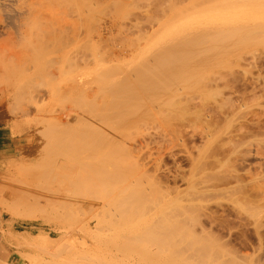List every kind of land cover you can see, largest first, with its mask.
Wrapping results in <instances>:
<instances>
[{
	"label": "rangeland",
	"instance_id": "374dc122",
	"mask_svg": "<svg viewBox=\"0 0 264 264\" xmlns=\"http://www.w3.org/2000/svg\"><path fill=\"white\" fill-rule=\"evenodd\" d=\"M50 1L52 0H0V134L5 139L4 158H0V264H196L200 254L194 253L201 243L200 250L202 251L203 246V252H208V255L215 247L224 250L232 246L251 252L256 249L257 244L262 246L264 196L261 195L264 194L258 197V201L263 202H257L261 204H258L257 213L262 215L256 216L260 219L251 217L260 222L258 227L262 230L255 226L254 220L248 218L252 213L256 214V209L249 210L251 207L248 205L251 202L248 204L249 198L246 196L252 195L251 186L264 190V81H261V78L264 79V29L261 30L264 28V0H242L245 4L248 1L249 6L256 3L260 11L259 8L254 10L255 5L249 8L254 12L245 9L241 0H228L226 3L223 2L225 0H219V3L223 2L220 5H217L218 0L214 4V0L213 8L208 4L212 0L207 4V0H114V6L111 0H97L99 4L90 9L91 11L83 10L87 13L81 14L82 17L79 16L82 10L77 13L69 9H58L54 3L50 6ZM258 2H261V6L263 3V7ZM117 3L120 4L117 6ZM235 3L237 5L233 10L231 4ZM238 4L240 11H236ZM221 5L231 10L225 8L228 13L223 11V16L217 14L222 11ZM204 6L211 8H206L208 13L203 9ZM214 9H217L216 13ZM204 10L206 12H203ZM236 16L239 18L238 22L232 19ZM214 17H225L227 23L221 20V24L218 19L214 20ZM241 17H245V21ZM120 18H123V21ZM211 18L217 26H213L211 20L209 24H204L206 19L208 21ZM240 19L244 23L240 21V24ZM210 24L212 26L209 31L207 26L210 27ZM223 26L225 29L218 28ZM231 26L237 29L240 26L238 31H241L242 35ZM261 26L263 27L260 29ZM138 27H143L145 32L141 39L137 38ZM225 30L227 32H224ZM228 31L231 33L230 38ZM233 31L239 36L233 34ZM258 31L263 33V37L257 35ZM222 33L227 35L228 40L223 39L226 43L220 42L221 37L218 39ZM248 33L251 36L246 38ZM97 34H101V38H98ZM215 36V42H211ZM200 38H203L201 42H197ZM193 40L194 44L190 43ZM205 44L212 45L213 48L207 45L208 48ZM201 47L203 51L200 50ZM206 48L211 53L206 51ZM208 53L212 58L216 56L212 60L216 59V63L220 61L221 66L214 63L208 65L210 68L206 66V76L214 78L219 75V78L227 69L225 73L230 74L227 75L228 78L225 73L224 76L221 75L229 80L228 83L226 79V86L225 83L222 84L224 89L231 84L229 89L224 90V97H228L232 87L241 92L249 90L247 81L249 83L252 79L261 81L263 92L260 90L259 97L255 99L254 96L259 94V89L255 88L256 95L254 94L253 98L249 95L251 90L246 92L252 100L249 98V101L234 102L236 106L234 104L232 108L234 107L233 110L237 113L228 120L229 122L225 120L226 116L223 119L224 112H221L223 117L220 115V120L215 119L221 122L222 118L226 122L220 123L217 120L220 125L212 124L210 129L213 131L210 130V136H206L207 125L204 126L202 121L193 118L195 104L194 108H191L193 103H189L191 107L185 105L189 116L183 110L180 111L179 116L186 117L184 120L180 119L183 122L179 121V124L184 126L195 121L197 126L189 125L191 129H187L189 134L185 136L184 142L179 140L174 149L166 151L164 145L167 144L169 148L168 143L162 142L160 136V88L155 86L156 82L151 85L147 83V78H139L146 73L152 75L149 76L151 78L169 70H182V67H186L183 61L192 59V56L196 59V54L202 56V59L203 55L207 56ZM216 53L220 57H217ZM178 58H181L178 61L183 60L177 62L175 68L172 62ZM73 60L80 65L75 70L74 65L70 67ZM158 67L161 73L160 70L157 71ZM257 74L262 77L258 79L260 76L257 77ZM77 77L83 86L78 94L72 88ZM90 86L95 88V93L90 91ZM222 86L218 89L223 90ZM212 89L210 91L209 88L210 92L207 90L204 94L207 92L208 95L216 88ZM207 97L210 107L220 105L221 97H214V94ZM237 104L240 105L237 107ZM229 107L228 105V109H225L226 112ZM253 118L263 119V123L260 121L263 126L259 124L263 133H260V130L256 133L258 126L255 129L249 124L251 129H255H252L253 133L255 131L257 135L259 132L257 136L255 133L253 136L247 133L245 128L247 121L250 123ZM184 122L186 123L183 124ZM107 126H110L109 133H106ZM200 126L205 127V130L202 127V131ZM249 126L247 124V127ZM19 130H22L23 134L18 135ZM72 152L76 156L75 159L71 158L74 156ZM172 153H176L175 158L171 156ZM68 154L69 159L74 160V165L76 162L80 164V175L77 174L79 177L76 170L73 171L79 180L74 179L75 175H71L73 172L69 173L70 176L67 173L68 177L63 174L59 176L57 168L50 165L51 161L60 162V159L67 158ZM218 155L222 156V159H219ZM77 156L79 161L76 160ZM190 156L200 158V161L214 162L217 159L218 163L215 161L213 168L207 169L206 172H193L188 183L186 180L182 181L180 176H186V179L190 176L194 168ZM77 165L72 169H77ZM177 168L180 169V174L176 186L180 196L172 206L174 210L170 212V205L167 210L163 206L162 194L166 189L173 192L175 185L169 178L171 183L168 182L166 188L165 183H162V176L168 173L169 177H172ZM227 170L240 171L242 177L240 183L233 182L229 186L231 189L228 187L225 190L224 186H218L219 183L215 180H210L209 185L216 182L210 188L208 183L202 182L204 186L197 184L194 187V183L200 182L203 174L213 177L215 173L220 175L223 171L227 173ZM85 171L86 173H83ZM51 176H56L58 182L48 181ZM33 178L36 182L28 185ZM39 179L42 181L39 182ZM55 183L60 184L57 186ZM38 185L45 187V190L40 189ZM22 186L23 188H20ZM56 186L57 189L54 188ZM162 186L166 189H162ZM237 187L247 193H236L235 198L233 193L240 189L236 190ZM52 188L54 190H51ZM196 189H200L197 192L204 195L200 193L201 197H198L200 195H196ZM228 189L233 191L230 193ZM21 192L28 197L21 195ZM62 192L67 197H64ZM15 193L21 195L17 201H20V198H28L30 202H27V199V205H24L25 201L21 203L22 200L17 203L16 199L12 198ZM175 195L174 193L172 196ZM237 195L244 196L243 202ZM37 196L39 198L36 199ZM239 199L241 203L238 202ZM243 204L246 208L248 206L247 210ZM241 205L243 209L240 208V214L236 210H240ZM166 211H169L167 217ZM242 212L248 214L243 215ZM239 214L243 215L241 220ZM221 219H227L229 222L224 223ZM196 222L202 224L199 223V227L204 225L211 229V233L203 234L200 230V233H193L191 230L189 232V228ZM236 224L247 226L244 228L246 232L239 229V232L244 231V237L239 236L236 229L240 226ZM250 224L255 225L252 227ZM167 226L171 229L166 230ZM198 226L197 229H200ZM165 227L167 228L164 229ZM260 233L263 240L261 235V238L256 236ZM260 239L261 242L258 243ZM193 241L196 245H193ZM241 241L244 242L243 245ZM190 242L194 247L190 246ZM225 243L227 246L224 247ZM260 246L258 248H261ZM262 247L263 251L264 245ZM194 255L198 259H195ZM208 255L204 256L206 262L210 261ZM204 257L199 260L200 264H205ZM193 258L194 261L197 260L196 263Z\"/></svg>",
	"mask_w": 264,
	"mask_h": 264
},
{
	"label": "bare ground",
	"instance_id": "6f19581e",
	"mask_svg": "<svg viewBox=\"0 0 264 264\" xmlns=\"http://www.w3.org/2000/svg\"><path fill=\"white\" fill-rule=\"evenodd\" d=\"M53 1V2H52ZM52 1H50V6L51 5H53V3L55 4V6L57 5V8L59 9V8H61V9H64V10H67L68 11V9L69 10H73L72 12H75V11H77V13H79L78 11H81L82 10V12H80V14H79V16H81L82 17V15H83V13H87V12H83V10H90V9H92L96 4H97V0H52ZM100 1V0H99ZM114 1V0H113ZM116 1V0H115ZM115 1L114 2H112V0H111V3H112V5L114 6V3H115ZM117 1H119V0H117ZM209 0H207L206 1V4H207V2H208ZM214 0H212L211 2L209 1V3L208 4H210V5H208V6H210L211 8H213L214 6L212 5ZM217 0H215L214 1V4L215 3H219V0L216 2ZM223 1V0H222ZM221 1V2H222ZM226 1L228 2V0H225V1H223L224 3H226ZM232 1V0H231ZM235 1V0H234ZM256 2L257 1H259V0H255ZM262 1V0H261ZM120 2V1H119ZM220 2V3H221ZM222 2V3H223ZM229 2H230V0H229ZM241 2L243 3V1L241 0ZM253 2V1H252ZM251 2V3H252ZM220 3L219 4H217V5H220ZM221 3V4H222ZM232 3V2H231ZM234 3V2H233ZM242 3L240 4V5H242ZM250 4L248 1H246V4H245V1H244V5L245 6H243V7H245V9H248L249 10V8H252V5L254 6L253 8H254V10L255 11H257V8H259V6H258V4L261 6V2H258V4H257V6L258 7H256V3L255 4H253L252 3V5H248V4ZM264 3V2H263ZM263 3H262V6L261 7H263ZM99 4V3H98ZM97 4V5H98ZM116 4V3H115ZM120 3H117V6L119 5ZM125 4V3H124ZM230 4V3H229ZM228 4V5H229ZM44 5V4H43ZM122 5V4H121ZM227 5V4H226ZM231 5H233V7L232 6H230V8L232 7V9L234 8V7H236V3H235V5L234 4H231ZM239 4H238V8H236L237 10L236 11H240V9H239V6H240ZM55 6H54V8H55ZM59 6V7H58ZM208 6H206V8L208 7ZM213 6V7H212ZM216 6V5H215ZM247 6H248V8H247ZM108 7V6H107ZM115 7H116V5H115ZM210 7H208V8H210ZM242 7V6H241ZM242 7V8H243ZM256 7V8H255ZM57 8H55V9H57ZM121 8V7H120ZM125 8V7H124ZM123 8V9H124ZM128 8V7H127ZM206 8H205V6H204V8L203 9H205L206 10ZM210 8V9H211ZM216 8H220V7H218V6H216ZM222 8H224V6L223 5H221V12H219L220 11V9H218V12L219 13H217V14H221L222 16H223V14L222 13H224L223 11H227V10H229L230 8L229 7H225L224 9H222ZM110 9V8H109ZM235 9V8H234ZM233 9V10H234ZM53 10V9H52ZM120 10V9H119ZM203 11V12H206V13H208V9L206 10V11ZM215 10V13H216V11H217V9H214ZM231 10V9H230ZM251 10V9H250ZM249 10V11H250ZM253 10V9H252ZM251 10V11H252ZM254 10L252 11V12H254ZM91 11V10H90ZM115 11V10H114ZM210 11H213V10H210ZM242 11H244L243 9H242ZM241 11V12H242ZM259 11H260V8H259ZM116 12V11H115ZM124 12V11H123ZM89 13V12H88ZM110 13H111V10H110ZM113 13V12H112ZM121 13V12H120ZM227 13H228V11H227ZM236 13H238V12H236ZM242 13H245V12H242ZM247 13V12H246ZM249 13H251V12H249ZM248 13V14H249ZM82 14V15H81ZM122 14V13H121ZM127 15V14H126ZM215 15V14H214ZM243 15V14H242ZM242 15H239V16H242ZM123 16V15H122ZM231 16H234V15H231ZM244 16V15H243ZM218 17V16H217ZM228 17V16H227ZM76 18V17H75ZM206 18V17H205ZM208 18H209V16H208ZM241 18H243V20H244V18L245 17H241ZM249 18V17H248ZM121 19V18H120ZM123 19V18H122ZM121 19V20H122ZM216 19H218L217 20V22H219V23H221L222 24V22H226L225 21V17L224 18H222V17H220V18H215L214 17V20H216ZM228 19H230V21H231V18H229L228 17ZM228 19H227V21H228ZM233 20L234 19H236V21L238 22V20L237 19H239V18H237V16H236V18H232ZM213 20L212 18L211 19H208V21H207V19L204 21V24L205 23H207V24H209L211 21ZM221 20H224V21H222L221 22ZM247 20L248 19H246V22H247ZM123 21V20H122ZM210 21V22H209ZM229 21V22H230ZM236 21H235V23H236ZM240 21H242V19H240L239 20V23L241 24V22ZM245 21V20H244ZM256 21V20H255ZM92 22V21H91ZM243 22V21H242ZM260 22V21H259ZM117 23V22H116ZM213 23H216L215 21L213 22L212 21V23L211 24H213ZM227 23V22H226ZM225 23V24H226ZM231 23V22H230ZM230 23L228 24V26L230 25ZM239 23H237L238 25H239ZM244 23V22H243ZM242 23V24H243ZM251 23V22H250ZM96 24V23H95ZM210 24V27L209 26H207L208 27V29H207V27H206V25L204 26L207 30H209V28H211V25ZM232 24H234V23H232ZM237 24H235V25H237ZM122 25V24H121ZM120 24H118V26H121ZM214 25H216V24H213V26ZM234 25V26H235ZM260 25V24H259ZM262 25V24H261ZM217 26V25H216ZM219 26H221V25H219ZM226 26V25H225ZM244 26V25H243ZM249 26V25H248ZM255 26V25H254ZM231 27H233V26H231ZM263 26H261V27H259L260 29L262 28ZM121 28V27H120ZM218 28H224V26L223 27H218ZM228 28V27H227ZM234 28V30L235 29H237V27H233ZM244 28H245V26H244ZM244 28H243V30H244ZM258 28V27H257ZM138 33H137V38L138 39H141L142 37H143V35H144V29H143V27H138ZM225 29V28H224ZM224 29H222V30H224ZM229 29H231V28H229ZM229 29H227V30H229ZM238 29H240V26H239V28ZM238 29H237V31H238ZM246 29V28H245ZM264 28H262L261 30H263ZM195 30V29H194ZM227 30H225L224 32H227ZM233 30V29H232ZM256 30V29H255ZM146 31V30H145ZM196 31V30H195ZM210 31V30H209ZM217 31V30H216ZM231 32V31H230ZM238 32H240L241 33V31H238ZM247 32V31H246ZM255 32H257V31H255ZM262 32H264V30L262 31ZM262 32H259L258 31V33H257V35H259V37L261 36V37H263L261 34H263ZM91 33V32H90ZM98 33H99V31H98ZM198 33V32H197ZM214 33H216V32H214ZM235 33V35H236V32H234L233 31V34ZM239 33V34H240ZM245 33V32H244ZM254 33V32H253ZM209 34V33H208ZM207 34V35H208ZM223 34V33H222ZM229 36H228V38H230L231 36V33L229 34V31H228V33H227ZM238 34V33H237ZM247 34V33H246ZM245 34V35H246ZM249 34V33H248ZM252 34V33H251ZM255 34V33H254ZM98 35V34H97ZM128 35H130V34H128ZM207 35H205V37L207 36ZM210 35H212V33L210 34ZM215 35V34H214ZM216 35H218V34H216ZM219 35H221V34H219ZM224 35V36H223ZM222 36H217L218 37V39L221 37V39L222 40H220V42L221 41H224L225 43H226V41L225 40H223V39H225L226 37H227V35L224 33ZM226 35V36H225ZM240 35H242V33L240 34ZM256 35V34H255ZM209 36V35H208ZM236 36H239V35H236ZM244 36V35H243ZM250 37L251 35L249 34V35H246L245 37L247 38V37ZM130 37V36H129ZM196 37V36H195ZM198 37H200V36H198ZM211 37V36H210ZM210 37H209V39H210ZM224 37V38H223ZM235 37V36H234ZM245 37H241V38H245ZM98 38H101V34H100V36L98 35ZM127 38V37H126ZM125 38V39H126ZM213 39H211L210 41L211 42H215V40H214V38H216V36L215 37H212ZM236 38V37H235ZM237 38H239V37H237ZM256 38H257V36H256ZM78 39V38H77ZM103 39H105V38H103ZM133 39V38H132ZM145 39V38H144ZM203 39V38H202ZM201 38H200V41L198 40L197 42H201V40H202ZM227 39V38H226ZM98 40V39H97ZM197 40V39H196ZM228 40V39H227ZM132 41V40H131ZM143 41V40H142ZM204 41H206V40H204ZM207 41H208V39H207ZM216 41H217V39H216ZM219 41V40H218ZM191 42H193L192 44H194V42H195V40H193V41H190V43ZM210 42V43H211ZM220 42H218L219 44H220ZM141 43V42H140ZM208 43V42H207ZM222 43V42H221ZM90 44V43H89ZM188 44V43H187ZM201 44V43H200ZM212 44V43H211ZM241 44H242V42H241ZM202 45V44H201ZM200 45V46H201ZM206 46L208 45V44H205ZM213 45H214V43H213ZM216 45V44H215ZM228 45V43L225 45V46H227ZM188 46V45H187ZM208 46H212V45H208ZM207 46V47H208ZM220 46V45H219ZM218 46V47H219ZM223 46H224V44H223ZM223 46H221L222 48H223ZM232 46V45H231ZM198 47H199V45H198ZM204 48V47H203ZM209 48V47H208ZM208 48H206V51H208ZM211 48H213V46L211 47ZM210 48V49H211ZM214 48H215V46H214ZM216 48H217V46H216ZM220 48V47H219ZM228 48V47H227ZM221 49V48H220ZM194 50H196V49H194ZM200 50L201 51H203L202 50V47L200 48ZM205 50V49H204ZM180 51V50H179ZM197 51V50H196ZM200 51V52H201ZM216 51V50H215ZM214 51V52H215ZM180 52H182V51H180ZM179 52V53H180ZM184 52V51H183ZM194 52V51H193ZM199 52V51H198ZM197 52V53H198ZM208 52H210V50L208 51ZM218 52V51H217ZM78 53V52H77ZM187 53V52H186ZM203 53V52H202ZM211 53V52H210ZM198 54H200V53H198ZM198 54H196V56H198L199 57V55ZM217 55H218V53H216ZM182 55V54H181ZM180 55V56H181ZM205 55V54H204ZM203 55V57L204 58H202L201 59V57H197L196 59H195V56H192V59H190V60H185V61H183L184 62V65H186V67L184 68V67H182L183 69L182 70H172V71H166V72H164V73H161V70L159 69L160 67H158V70L157 71H159L160 70V75H158V76H153V77H149V76H152V75H149V74H147L146 73V75L148 76V77H144V76H146L145 74H144V76L142 77L141 76V78H139V79H141V80H144V79H146L147 78V83H150L151 85L152 84H154L155 82H156V85L155 86H158L160 89V93H159V102H158V108L160 109V112H161V115H162V117H161V120H162V132H161V139L163 140L162 142H166V143H168V146H169V148L167 147V144H165V143H163V144H165L164 145V149H165V146H166V151H171V149H174V147H176V143H177V141H179V140H181V141H183L184 139H185V136H187V134H189L188 132L189 131H187V129H191L190 128V126L192 125V124H194V123H196L194 120H192V121H194V123H190L189 125H188V123L187 124H185L186 122H184L183 124H185V125H187V126H189L188 128H187V126L185 127V125L183 126V125H181V124H179V121H181L184 117H186V115H187V113H186V111H185V108L189 105V103H193L191 106H193V107H191L190 105V107L191 108H194V104H195V109H193V111H194V113L192 114V115H195L193 118H195L196 117V119L199 121V122H201L202 123V125H203V123H204V126H206V131H207V135L206 134H204V135H206V136H210V134L209 133H211V131H213V130H211L210 128H211V126H213L214 124H216V125H214V126H218V124H217V122L220 120V118H219V116L221 115V117H223L222 116V114H220L221 112H224V117H223V119L225 118V116H226V118H225V120L226 121H228V120H230V119H232L234 116H235V114L237 113L236 112V110H233V108H232V106H234V104H235V106H236V103H234V102H236L237 101V103H239V102H245L246 100H248L249 98H250V96L253 98V96H254V94L256 93L255 91V88L258 90V92L260 91V90H262L263 88L261 87V81H264V79H262L261 77V75H256L257 77L258 76H260L258 79H260L261 78V81L260 80H255V79H252V81L251 80H249V81H251V82H249L248 83V81H247V88H249V90L248 89H246L245 88V86H244V89H246V90H244L243 88H242V90H244L245 92H241V90L239 91V90H234V88L232 87L231 89H230V92L229 91H227V94H228V92H229V94H228V97H224L225 96V94H224V96H223V93H226L224 90H226L227 88L229 89V87H230V85H227V86H229V87H225L226 89H224L223 87L224 86H222V84L224 85V83H225V86H226V84H228L229 83V80L227 79L228 78V76L230 75V74H227V73H225V72H223V74L221 73L220 74V77L218 78V76L219 75H215V77L214 78H216V79H218V80H221V81H217L216 79L214 80V78H212V77H210V76H206L205 75V72H206V70H204V69H206V66L208 67V68H210L208 65H210V64H215V65H219L220 64V61L219 62H217L216 63V59L215 60H212V59H214L216 56H214V58H212V56L208 53V55L210 56V57H207V56H204ZM168 57V56H167ZM174 57H177V56H174ZM205 57H206V59H205ZM217 57H220L219 55L217 56ZM171 58V57H170ZM190 58V57H189ZM210 58H211V60L213 61L212 63H211V60H210ZM168 59V58H167ZM166 59V60H167ZM172 59V58H171ZM181 59V58H180ZM179 58L177 59V60H175V59H173V61L175 60V62H172V63H174L173 65L175 66L176 64H177V62L178 63H180V62H182V60L181 61H178V60H180ZM171 61V60H170ZM217 61H218V59H217ZM164 63L166 62L167 63V61H163ZM162 63V62H161ZM165 63V64H166ZM168 63H169V61H168ZM225 63V62H224ZM159 64V63H158ZM164 64V65H165ZM221 64H223L222 62H221ZM74 65V69L73 70H75V69H77V68H79V64L77 63V61H75V60H73V62H72V64L70 65V67H72ZM161 65V64H160ZM167 66H168V64H166ZM166 65H165V67L164 68H166ZM170 65V64H169ZM172 65V64H171ZM172 65V66H173ZM211 66V65H210ZM214 66V65H213ZM221 65H219V67H220ZM69 67V68H70ZM169 68V67H168ZM167 68V69H168ZM175 68H177L176 66H175ZM162 69V68H161ZM146 70V69H145ZM204 70V71H203ZM155 71V70H154ZM165 71V70H164ZM231 71V70H230ZM229 71V72H230ZM76 72V71H75ZM151 73V72H150ZM226 75H225V74ZM231 73H232V71H231ZM259 74H261V73H259ZM93 75V74H92ZM221 75H225V77L227 76V78H225L224 79V77L223 76H221ZM264 76V75H263ZM93 77H95V75H93ZM78 78V77H77ZM149 78V79H148ZM212 78V79H211ZM254 78H255V76H254ZM138 79V80H139ZM228 81H227V80ZM94 80H95V78H94ZM222 80H225V82L224 81H222ZM93 81V80H92ZM91 81V82H92ZM122 81H124V80H122ZM127 81V80H126ZM226 81L228 82V83H226ZM260 81V82H259ZM221 83V85L219 84V83ZM1 83V82H0ZM259 83V84H258ZM73 86H72V88L74 89V91L77 93L78 91L80 92L82 89H83V86H82V84H81V80L78 78L77 79V81L75 82V83H73L72 84ZM250 85V86H249ZM260 85V87H258ZM220 86H222V88H223V90H221V89H218V88H220ZM262 86H264V85H262ZM144 87H150V86H144ZM258 87V88H257ZM90 88V91H92V92H96V90H95V88H93L92 86H90L89 87ZM209 88H210V91L211 90H213L212 88H216V89H214V91L213 92H211V93H208V95H210V94H214V97H218L219 96V98L221 99V103H220V105L218 106V107H210L209 106V104L207 103V99H208V95L205 93L204 94V92L205 91H209ZM148 89V88H147ZM252 91V93H249V91ZM264 90V89H263ZM263 90H262V92H263ZM209 91V92H210ZM250 91V92H251ZM78 92V93H79ZM246 92L247 93H249V97H248V94H246ZM257 92V93H258ZM261 92V93H262ZM39 93V92H38ZM42 93V92H41ZM77 93V94H78ZM216 93V94H215ZM219 93H221V94H219ZM44 94V93H43ZM246 94V95H245ZM263 94H264V92H263ZM42 95V94H41ZM204 95H205V97H204ZM207 95V96H206ZM256 95V94H255ZM259 95H260V92H259V94L258 95H256V96H254L255 97V99L256 98H258L259 97ZM45 96V95H44ZM33 97V96H32ZM35 97V96H34ZM262 97V96H261ZM252 98H250L251 100H252ZM43 99H45L46 100V98L44 97ZM250 100V101H251ZM206 101V102H205ZM239 101V102H238ZM249 101V100H248ZM247 101V102H248ZM241 104V103H240ZM240 104H237V107H238V105H240ZM245 104V103H244ZM185 105H187V106H185ZM226 105V106H225ZM230 106L229 107V110H231V111H227L226 112V110L228 109L227 108V106ZM243 105V104H242ZM188 106V107H189ZM226 107L225 109L223 108V107ZM215 108H217V109H215ZM222 108H223V110H225V111H223L222 110ZM188 109H190V108H188ZM235 109V108H234ZM237 109V108H236ZM29 110V109H28ZM182 110L186 113V115H182V116H179V114L181 115V112H182ZM181 111V112H180ZM189 111V110H188ZM191 113H192V109H191V111H190ZM226 112V113H225ZM190 113V114H191ZM226 114V115H225ZM218 115V116H217ZM187 116H189V114L187 115ZM217 116V117H216ZM190 117H191V115H190ZM189 117V118H190ZM191 117V118H192ZM215 118H218L217 120L215 119ZM181 119V120H180ZM186 119V118H185ZM195 119V120H196ZM223 119L221 118V122L220 123H222V122H226V121H223ZM184 120V119H183ZM188 120V119H187ZM262 120L263 119H260V118H258V119H255V118H253V119H251L250 120V123H248L249 121H247V124H248V126H249V124H250V126L251 127H255V129L257 128L256 126H258V128H257V130H255V129H253V130H255L256 131V133H257V131H259L260 130V128L263 126L261 123H260V121L262 122ZM186 121V120H185ZM190 121V120H189ZM214 121V122H213ZM215 121H216V123H215ZM183 121H181L180 123H182ZM188 122V121H187ZM229 122V121H228ZM264 122V121H263ZM262 122V123H263ZM213 124V125H212ZM247 124H246V131H247V133H249V134H252V136H253V134L255 133V131H254V133H253V130L251 129V127L249 126V127H247ZM259 124H261L262 126H259ZM16 125V124H15ZM196 124H194V126H195ZM199 125H201L200 123H199ZM210 125V126H209ZM220 125V124H219ZM197 126V125H196ZM191 127H193V126H191ZM201 127V126H200ZM203 127V126H202ZM202 127H201V130L203 131V129L205 128V127H203V129H202ZM243 127V126H242ZM208 128V129H207ZM217 128V127H216ZM219 128V127H218ZM109 129H110V126L108 127L107 126V128H106V133H109ZM194 129V128H193ZM233 130H235L234 128H232ZM264 129V128H263ZM205 130V129H204ZM211 130V131H210ZM252 132H251V131ZM262 130V129H261ZM259 131L260 133H263L262 131ZM205 131V132H206ZM231 131V130H230ZM205 132H203V133H205ZM235 132H236V130H235ZM259 132H258V134L257 135H259ZM39 133V132H38ZM37 133V134H38ZM201 133V132H200ZM203 133H201V134H203ZM233 133V132H232ZM231 133V134H232ZM256 133L254 134V135H256ZM21 134H23V131L21 130H19V133H18V135H21ZM264 134V133H263ZM263 134H261V135H263ZM212 135V134H211ZM256 135V136H257ZM260 135V136H261ZM191 136H193V135H191ZM201 137L203 136V135H200ZM231 136H233V135H231ZM230 137V136H229ZM234 137V136H233ZM205 138H207V137H205ZM231 138V137H230ZM186 141V140H185ZM184 142V141H183ZM171 145V146H170ZM161 149V148H160ZM163 149V150H164ZM173 152V151H172ZM217 152V151H216ZM215 152V154H219V155H221V153H216ZM160 153V152H159ZM164 155H165V150H164ZM162 153V154H163ZM171 153V152H170ZM224 153V152H223ZM71 154V153H70ZM161 154V155H162ZM173 154V153H172ZM176 154V153H175ZM175 154H173V155H171V156H173V158H175L176 156H175ZM72 155H74L73 154V152H72ZM164 155H162V156H164ZM218 155V156H219ZM68 157L67 158H64V159H60V162L58 161V162H56V161H51L50 162V165L52 166V167H56L57 168V174H59V176H61L62 174L63 175H66L67 177H68V175L70 176V174H71V172H73V171H75L76 170V175L78 174V175H80L79 173H80V164H78L79 162H76L75 163V165H77L78 166V170L76 169V168H74V169H72L73 168V166H75L74 165V160L72 159L71 160V158H76V156L74 157V156H71V158L69 159V157H70V155L68 154L67 155ZM217 156V155H216ZM66 157V156H65ZM212 157L213 158H215L214 157V155H212ZM220 157V156H219ZM222 157V156H221ZM219 158V159H222V158ZM161 158V157H160ZM217 158V157H216ZM162 159V158H161ZM160 159V160H161ZM77 161H79L78 160V156H77V159H76ZM190 160H191V164L193 165V167L194 168H192V170H191V173H190V176L186 179V176H185V178L183 177V176H180V179L182 180V181H184V180H186L188 183H189V181H190V179L192 178V173L193 172H198L199 171V173H203V172H206V170L207 169H209V168H211L212 166H213V164H214V162L217 164L218 162H217V159H215V161L213 162H211V161H200V158H195V157H193V156H190ZM176 162V161H175ZM215 164V165H216ZM76 166V167H77ZM167 166V165H166ZM215 167V166H214ZM213 168V167H212ZM170 170V169H169ZM177 170H178V168H177ZM177 170H175L174 171V175L172 176V177H169V174H168V176H167V174H166V172H165V174L166 175H164L163 174V176L162 177H164V180H163V182L161 181V180H159L160 181V183L162 182V183H165V187L167 188V186H166V184H169L168 182H173L172 184L173 185H175L174 186V188L175 189H173V192H171L172 190H170L169 188V186H168V189L170 190V191H168L164 186H162V189L163 188H165L166 189V192L163 190V192L165 193H163L162 195V199H163V206H164V208L167 210L168 209V207H169V205H170V212H172L174 209V207L172 208V206L174 205V204H176V200H177V198H179V192H178V189H177V186H176V184H178V180H179V170L177 171ZM78 171H79V173H78ZM83 170H81V172H82ZM169 173H170V171H168ZM225 172H227V173H224V171H223V173L221 174V173H219L220 175H218V174H216L215 173V175H213V177H211V176H209V175H206V174H203L201 177H200V182L199 181H197V183H194V187H196L195 185H197V186H199L200 184H201V182L202 183H204V184H206V183H208V185H209V182H210V180H215V181H217L218 183H219V185H218V183L216 184V185H218V186H220V187H223L224 186V189L226 188H228L229 186H231V184L233 183V182H235V183H240L241 181H242V177H241V174H239V172L236 170H232V172H231V170H227V171H225ZM67 173H68V175H67ZM70 173V174H69ZM83 173H86V171L85 172H83ZM171 174V173H170ZM173 174V173H172ZM51 175V174H50ZM71 175H75V172H73ZM75 175V178L74 179H76L77 178V176ZM79 177V176H78ZM169 178H171V180L169 181ZM44 179V178H43ZM162 179V178H161ZM45 180H46V177H45ZM76 180H79V179H76ZM42 180L41 179H39V182H41ZM48 181H54V182H58L57 181V177L56 176H51V177H49L48 178ZM48 181H47V183H48ZM35 183L36 182V179L35 178H33V179H31V181L28 183V185H30V184H32V183ZM170 182V183H171ZM47 183H45V184H47ZM52 183V182H51ZM77 182H75V184H76ZM214 183H216V182H214ZM214 183H212L211 182V184L209 185V188H210V186L212 185L213 186V184ZM44 184V185H45ZM50 184V183H49ZM57 186L60 184H57V183H55ZM72 184H73V181H72ZM43 185V186H44ZM51 185V184H50ZM61 185H63L62 183H61ZM162 185V184H161ZM201 185H203V184H201ZM223 185V186H222ZM52 186H54V183L52 184ZM57 186L56 187H54L55 189H57ZM204 186V185H203ZM203 186H202V188H203ZM211 186V187H212ZM215 186V185H214ZM38 187H39V185H38ZM37 187V188H38ZM48 187V186H47ZM46 187V188H47ZM50 187V186H49ZM48 187V188H49ZM64 187V186H63ZM205 187L206 188H208L206 185H205ZM20 188H23V186L22 187H20ZM40 189H44L45 190V187L43 188H41V187H39ZM47 188V189H48ZM54 188H52L51 190H54ZM66 188V187H65ZM198 188V187H197ZM214 188V187H213ZM216 188V187H215ZM230 188V187H229ZM240 188V187H239ZM238 187L236 188V190L237 189H239ZM251 189V192H252V195H249V196H246V197H248L249 198V202H248V206L249 207H251V208H249V210H254L255 211V209H256V214H251L252 216H250V217H248V218H253V217H255L256 219H257V217L258 216H260V214H258L257 212V208L259 207L258 206V204L261 202H259L258 200H259V198L258 197H260V195L261 194H264V190L262 191L261 190V188H258V187H255V186H251L250 187ZM203 189H205V188H203ZM225 189V190H226ZM231 189V188H230ZM59 190L60 191H62L60 188H59ZM198 190H200V189H196V195H197V193H199L198 195H200V196H198V197H201V194H202V196L204 195L203 193H201V192H197ZM229 190V189H228ZM240 190V191H239ZM239 190H237V192L235 191V193H233V195L235 196V198H236V193L237 194H239V192H245V194L247 193L245 190L243 191V189L241 190V188L239 189ZM22 191V190H21ZM25 191V190H24ZM50 191V190H49ZM63 191H64V189H63ZM66 191V190H65ZM68 191V190H67ZM230 191V190H229ZM232 191H233V189H232ZM232 191H230V193L232 192ZM248 192H249V190H247ZM223 193L225 192V191H222ZM263 192V193H262ZM18 193V192H17ZM17 193H15V195H14V197H12V198H14V199H16L15 201H17L18 200V197H20L23 193L21 192V195H19V194H17ZM176 194L174 197L172 196L173 194ZM201 193V194H200ZM230 193H227V194H230ZM30 194V193H29ZM24 195V197L25 196H27V195H25V194H23ZM62 195L64 196V197H67V195H65V194H63V192H62ZM195 194H193V196L195 197L196 196ZM242 195H243V193H242ZM248 195V194H247ZM178 196V197H177ZM192 196V197H193ZM226 196V195H225ZM234 196H233V199H234ZM238 197H241V196H239V195H237ZM261 196H264V195H261ZM28 197V196H27ZM33 196H31V198H32ZM194 197L192 198V199H194ZM197 197V198H198ZM232 197V196H231ZM244 197V196H243ZM243 197H241L242 198V201L239 199V201L238 202H243ZM23 198V197H22ZM34 198V197H33ZM37 198H39V196H37L36 197V199ZM263 198V197H262ZM261 198V199H262ZM13 199V200H14ZM28 199V198H27ZM26 198H23V200L20 198V201H21V203L22 202H24L25 200H27ZM227 199V198H226ZM231 200H232V198H230ZM245 199V198H244ZM247 199V198H246ZM260 199V200H261ZM264 199V198H263ZM30 199H28L27 200V202L29 201ZM228 200V199H227ZM236 200V199H235ZM235 200H234V202H235ZM248 200V199H247ZM20 201H17V203H19ZM180 201V200H179ZM26 202V201H25ZM24 202V203H25ZM26 202V204H24V205H27L28 203ZM30 202V201H29ZM37 202V201H36ZM181 202V201H180ZM240 202V203H241ZM257 202H259V203H257ZM262 202H263V200H262ZM261 202V203H262ZM20 203V204H21ZM247 203V202H246ZM228 204H230V203H228ZM235 205L237 204L236 202L234 203ZM244 204H245V202H244ZM243 204V205H244ZM23 205V206H24ZM232 205H233V201H232ZM234 205V207L235 208H237L236 206ZM240 205V204H239ZM243 205H241V207L239 206V209L240 208H242V206ZM247 205V204H246ZM259 205H261V204H259ZM227 206H229V205H227ZM248 206H247V208H248ZM233 207V206H232ZM243 207H245V205L243 206ZM246 208V207H245ZM247 208L245 209V210H247ZM243 209V208H242ZM259 209V208H258ZM231 211H232V208L230 209ZM245 210H242V211H245ZM248 210V211H249ZM169 211H166L165 212V217H167L168 215H169ZM236 211H239V213L241 214V209L240 210H236ZM259 211H261V210H259ZM264 211V210H263ZM233 212H234V209H233ZM249 212H251V211H249ZM225 213H226V211H225ZM228 213V212H227ZM243 213V212H242ZM255 213V212H254ZM263 213V212H262ZM212 214V213H211ZM211 214H210V216L209 217H211ZM229 214V213H228ZM239 214V215H240ZM246 214H248V213H246ZM245 213H243V215H246ZM226 215V214H225ZM235 215V214H234ZM243 215H240V217L241 216H243ZM250 215V214H249ZM262 215V214H261ZM226 216H228V215H226ZM237 216H238V214H237ZM257 216V217H256ZM239 217V218H240ZM245 217V216H244ZM224 218H225V216H224ZM223 218V219H224ZM236 219H237V217H235ZM238 218V219H239ZM251 218V219H252ZM252 219V220H254L253 222L256 224H254L255 226H259L258 224L260 223L259 221L257 222V220H259L260 219V217L256 220V219ZM209 219V218H208ZM223 219H221V220H223ZM242 219V217L240 218V220ZM262 219H264L263 217H262ZM261 219V220H262ZM210 221H211V219H209ZM229 220H230V218H229ZM240 220H238L239 221V223H240ZM249 220V219H248ZM247 220V221H248ZM214 221V219L212 220V222ZM216 221V220H215ZM224 221V220H223ZM225 221H227V219L225 220ZM225 221H224V223H225ZM233 221V220H232ZM246 221V222H247ZM229 221H227V223H228ZM248 222H250V221H248ZM252 222V221H251ZM250 222V223H251ZM262 222H264V220L262 221ZM261 222V223H262ZM200 223V222H199ZM199 223L198 222H196V223H194L193 224V226L192 227H190L189 228V232H190V230L194 233V232H199V230H200V232L201 233H203V234H209V233H211L210 232V230L211 229H209V228H206V227H204V225L203 226H201V227H199L198 225H199ZM226 223V224H227ZM238 223V222H237ZM242 223V222H241ZM244 223H245V221H244ZM243 223V224H244ZM201 224V223H200ZM231 224V223H230ZM264 224V223H263ZM124 225V224H123ZM122 225V226H123ZM130 225V224H129ZM128 225V226H129ZM202 225V224H201ZM236 225H238V224H236ZM241 225V224H240ZM240 225H238V226H240ZM248 226H249V224H247ZM251 225V224H250ZM253 225V226H254ZM261 225V224H260ZM197 226H198V228H200V229H197ZM226 226H228V225H226ZM233 226V225H232ZM232 226H231V230H232ZM252 226V225H251ZM252 226V227H253ZM264 226V225H263ZM168 227V228H167ZM167 227H165L164 229H166V230H170L171 229V227L170 226H167ZM245 227H247V226H245ZM244 226H240L238 229H236L235 227H233V229H236L237 231H238V233H239V236H241V237H244V231H245V228ZM256 227V228H257ZM89 229H91L90 228V226L88 227ZM259 228V227H258ZM183 230H185L186 231V229L185 228H182ZM209 229V230H208ZM229 229H230V227H229ZM228 229V230H229ZM239 229L241 230H244V231H241V232H239ZM248 229V228H247ZM259 229H261L262 230V228H259ZM182 230V231H183ZM208 230V232H206ZM230 230V231H231ZM253 230H256L255 228H253ZM258 230V229H257ZM187 231H188V229H187ZM212 231V230H211ZM259 231V230H258ZM257 231V232H258ZM179 232V231H178ZM199 232V233H200ZM206 232V233H205ZM232 232V231H231ZM234 232V231H233ZM246 232V231H245ZM250 232V231H249ZM259 232H262V231H259ZM248 233V232H247ZM228 234H230V232H228ZM232 234V233H231ZM233 234H235V233H233ZM246 234V233H245ZM254 234H255V231H254ZM260 235H261V233L260 234H257L256 236H259V238H261L260 237ZM229 236V235H228ZM262 236V235H261ZM232 238V237H231ZM257 238V237H256ZM259 238H257V239H259ZM241 239V238H240ZM227 240V239H226ZM232 240V239H231ZM238 240V239H237ZM236 240V241H237ZM242 241L244 240V238L243 239H241ZM262 240H263V236H262ZM196 241H197V239H196ZM242 241L240 242V243H242ZM246 240H244V242H245ZM247 241H249V240H247ZM194 242V243H193ZM192 243H193V245H196V243H195V241H193ZM200 242V241H199ZM243 242V243H244ZM258 243L259 242H261V239L260 240H258L257 241ZM262 242H264V241H262ZM197 243H198V241H197ZM201 243V242H200ZM226 243H227V241H226ZM226 243L224 244V247L225 246H227L226 245ZM239 243V242H238ZM237 243V244H238ZM243 243H242V245H243ZM227 244H229V243H227ZM261 244V243H260ZM263 244V243H262ZM261 244V245H262ZM193 245H191V242H190V246L192 247ZM202 245V243L201 244H199V247ZM246 246H247V244H245ZM248 245H249V243H248ZM264 245V244H263ZM262 245V246H263ZM187 246V245H186ZM241 246V245H240ZM250 246H252L251 244H250ZM249 246V247H250ZM258 246H260V245H258L257 244V246H256V249L254 248V249H252L253 251H251V252H247L248 250H246V251H244V250H241V249H237V247H236V249H235V247L234 248H232V246H228L229 247V249H227V248H225L224 250L222 249L221 250V247H215V248H218V250H216L215 248H213V250L211 251V254H206V253H208V252H206V253H204L203 252V246L201 247V249H202V251L200 250V248L199 247H196V253H194V254H197V252H199L198 254H200V258L198 259L197 258V256L196 255H194V256H196V257H194L195 259H198V261L200 260V259H202L203 260V258L202 257H206L207 255L209 256V258L208 259H210V261L208 262H206V259H205V257H204V260H205V264H264V250L262 251L261 250V248H263L262 246H260L261 248H258ZM194 247V246H193ZM248 247V248H249ZM207 248V247H206ZM223 248V247H222ZM241 248H242V246H241ZM244 248V247H243ZM258 248V249H257ZM205 249V248H204ZM211 249V248H210ZM210 249L208 250V251H210ZM220 249V250H219ZM246 249V248H245ZM250 249H251V247H250ZM206 250V249H205ZM204 250V251H205ZM203 253L204 254V256H202V254L201 253ZM198 257H199V255H198ZM194 258H193V261H194ZM192 261V262H193ZM195 261H197V260H195ZM194 261V262H195ZM197 261V263L198 264H200V261L198 262ZM196 263V262H195ZM196 263V264H197ZM201 264H204V263H202L201 262Z\"/></svg>",
	"mask_w": 264,
	"mask_h": 264
},
{
	"label": "crops",
	"instance_id": "0c3cea01",
	"mask_svg": "<svg viewBox=\"0 0 264 264\" xmlns=\"http://www.w3.org/2000/svg\"><path fill=\"white\" fill-rule=\"evenodd\" d=\"M4 144H5V139H4L3 135L0 134V158L1 159L4 158V154H5V153H3V152H5V150H3Z\"/></svg>",
	"mask_w": 264,
	"mask_h": 264
}]
</instances>
